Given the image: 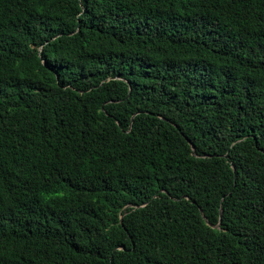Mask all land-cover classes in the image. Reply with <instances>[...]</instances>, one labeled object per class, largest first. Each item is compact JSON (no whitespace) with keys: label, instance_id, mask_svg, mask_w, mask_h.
Here are the masks:
<instances>
[{"label":"trees","instance_id":"16d2710c","mask_svg":"<svg viewBox=\"0 0 264 264\" xmlns=\"http://www.w3.org/2000/svg\"><path fill=\"white\" fill-rule=\"evenodd\" d=\"M0 264H264V0H0Z\"/></svg>","mask_w":264,"mask_h":264},{"label":"water","instance_id":"95a60500","mask_svg":"<svg viewBox=\"0 0 264 264\" xmlns=\"http://www.w3.org/2000/svg\"><path fill=\"white\" fill-rule=\"evenodd\" d=\"M191 146H192V154H194L195 155V149H194V146H193V144H191ZM221 216V215H220ZM220 219H221V217H220ZM220 219H219V221H220Z\"/></svg>","mask_w":264,"mask_h":264}]
</instances>
